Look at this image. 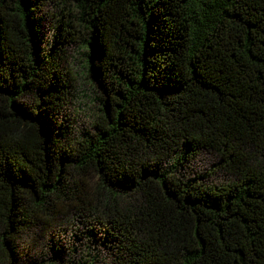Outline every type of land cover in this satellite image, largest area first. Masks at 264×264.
I'll return each instance as SVG.
<instances>
[{"label":"trees","instance_id":"16d2710c","mask_svg":"<svg viewBox=\"0 0 264 264\" xmlns=\"http://www.w3.org/2000/svg\"><path fill=\"white\" fill-rule=\"evenodd\" d=\"M0 264H264V0H0Z\"/></svg>","mask_w":264,"mask_h":264},{"label":"rangeland","instance_id":"374dc122","mask_svg":"<svg viewBox=\"0 0 264 264\" xmlns=\"http://www.w3.org/2000/svg\"><path fill=\"white\" fill-rule=\"evenodd\" d=\"M45 12V27L43 28L42 34L44 40H47L53 32L55 22L51 15L52 9H46ZM66 52L68 56L67 65L73 68L75 77L73 82L74 93L70 97L71 104L64 109V114L71 119L70 122L73 125L74 134L78 136L81 131H90L92 124L99 120L101 115V104L96 100V97H100L101 93L93 86L88 78L85 65L86 58L82 54V51H80L75 45L68 43ZM193 162V165L190 166L192 170L197 171L199 174L211 173V165L214 163L211 156L199 154L194 157ZM206 179L212 183H222L228 180H235L232 175H226L220 172H215L212 175L210 174V178L206 177ZM89 183L91 186H94L96 184V179L91 178ZM67 224L63 223L60 226H56L55 236L61 239L63 244L71 245L74 243L73 233L78 230L79 227L76 223H73V225L72 223ZM20 247L23 253H29L30 243L28 240L21 242ZM99 256H101L100 259H103L105 253L99 252Z\"/></svg>","mask_w":264,"mask_h":264}]
</instances>
